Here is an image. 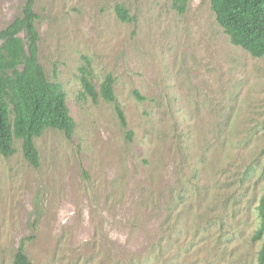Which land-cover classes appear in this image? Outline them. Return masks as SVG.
Wrapping results in <instances>:
<instances>
[{"label": "rangeland", "instance_id": "1", "mask_svg": "<svg viewBox=\"0 0 264 264\" xmlns=\"http://www.w3.org/2000/svg\"><path fill=\"white\" fill-rule=\"evenodd\" d=\"M23 5L0 0V31ZM34 12L38 61L75 129L36 140L37 169L19 142L0 157V264L21 244L33 264H257L264 59L231 44L210 0L182 15L172 0H36ZM82 68L96 90L115 80L125 128L112 104L80 96Z\"/></svg>", "mask_w": 264, "mask_h": 264}, {"label": "trees", "instance_id": "2", "mask_svg": "<svg viewBox=\"0 0 264 264\" xmlns=\"http://www.w3.org/2000/svg\"><path fill=\"white\" fill-rule=\"evenodd\" d=\"M19 1L24 3L21 15L0 31V157L14 156L15 144L19 142L24 160L37 169L40 155L36 140L48 130L61 132L70 140L75 124L62 86L48 79L38 61L36 0ZM172 7L182 15L186 0H172ZM210 8L231 44L255 59H264V0H210ZM114 11L122 23L133 21L123 6L116 5ZM80 72V96L94 103L102 99L112 104L121 126L125 128L126 120L117 102L112 76L107 75L96 90L88 70L82 68ZM135 96L142 100L136 92ZM131 135L130 132L128 137ZM257 214L259 227L254 241L261 242L257 264H264V195L259 200ZM12 264H33L23 244L14 255Z\"/></svg>", "mask_w": 264, "mask_h": 264}]
</instances>
